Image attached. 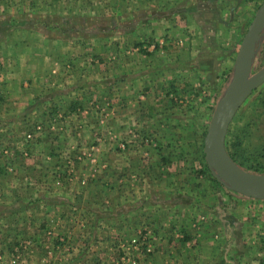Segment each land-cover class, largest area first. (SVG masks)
Masks as SVG:
<instances>
[{"label": "crops", "instance_id": "0c3cea01", "mask_svg": "<svg viewBox=\"0 0 264 264\" xmlns=\"http://www.w3.org/2000/svg\"><path fill=\"white\" fill-rule=\"evenodd\" d=\"M160 1L163 12L147 23L162 18L174 25L193 9L190 0ZM99 26L110 31L120 25ZM89 27L69 26L61 39L39 28L12 32L0 25V141L18 142L17 149L2 148L0 222L19 223L17 233L34 227V236L49 238L44 247L55 250L51 264H106L140 229L150 230L154 249L138 264H264V203L261 214L235 219L234 193L222 186L227 212L217 211V219L218 204L205 206L209 226L185 227L197 202L181 198L180 179L170 187L163 145L150 144L169 140L173 92L161 73L174 59L141 47L135 33L72 36L73 30L90 34ZM159 81L164 88L155 91ZM28 124L43 132L27 148L19 139L25 132L18 137L13 130ZM11 174L16 180L6 181ZM25 189L33 198L15 197ZM169 191L171 214L185 229L169 228L157 216L160 196Z\"/></svg>", "mask_w": 264, "mask_h": 264}, {"label": "rangeland", "instance_id": "374dc122", "mask_svg": "<svg viewBox=\"0 0 264 264\" xmlns=\"http://www.w3.org/2000/svg\"><path fill=\"white\" fill-rule=\"evenodd\" d=\"M174 1L165 0V3L171 4ZM178 1H175V5ZM263 1L190 0L193 9H187L186 17L180 16L185 21L173 20V25L162 18L147 23L155 20L154 15L163 12L164 6L160 0H0V25L13 27L12 32L39 28L48 36L61 39H65V33H69L67 27L72 25L83 28L90 25L89 28L92 29L90 34L73 30L72 36L77 38L85 35L93 38L94 30L110 36L113 33L122 36L135 33L137 38H141L138 41L141 47L149 46L159 57L174 59L170 64L173 68L169 65L161 73L163 81L167 82L173 92L170 98L172 106L166 119L169 140L167 143H149L152 146L163 145L164 166L168 172L165 179L170 187L180 179L179 182L183 183L185 191L181 198L185 202L191 201L192 198L197 202L194 208L196 211L185 215L191 218V223L185 227L196 230L209 226L205 213L208 208L205 206L210 208L213 204H218L215 210L217 219L220 213L227 212V206L223 204L227 203L225 199L229 197H226L227 194L223 191L224 186L212 176L206 166L204 140L215 107L231 81L241 42ZM41 25H52L53 28L48 30ZM99 25L120 26L104 31L100 30ZM156 40L162 41L159 43L155 42ZM263 67L264 31L255 49L251 75ZM160 82L156 84L155 91L164 88ZM28 125H20L16 128L19 129L17 132L13 130L14 135L18 137V132H21V137L25 132L23 138L19 139L22 142L25 138L24 144L27 148L34 136L43 132L41 125L40 131L36 129L39 125ZM28 129H31V132H27ZM3 141L5 143L0 141V162L2 148L10 146L11 149H17L18 143ZM224 148L228 158L242 171L264 176V84L250 95L237 112L229 126ZM9 176L5 180L11 182L16 180L18 175ZM47 180L51 181L50 177ZM213 181L219 185L217 191L213 190ZM210 183L212 188L209 187ZM14 195L17 198H33V194L26 189ZM170 195L169 191L160 196L162 201L161 207L157 208V216L163 223L166 222L169 228L185 229L177 214H171ZM233 195L235 200L232 201L230 210L235 219L242 218V215H247L250 211L261 214L259 205L263 204L264 200H255L236 193ZM4 198L0 189V200ZM245 198L246 200H241L242 204L236 201ZM18 224L13 221L0 222V264H51L55 250L48 251L47 247H44L50 243V239L34 236L29 231L34 227H25L22 232L17 233ZM217 224L216 228L220 229ZM238 225L240 223L235 227L237 231ZM149 231L140 229L137 235L120 246L116 259L106 264H138L141 257L152 254L154 243ZM53 241H59L63 246H66L67 242L59 237H54ZM27 258H32L33 263L28 262Z\"/></svg>", "mask_w": 264, "mask_h": 264}, {"label": "water", "instance_id": "95a60500", "mask_svg": "<svg viewBox=\"0 0 264 264\" xmlns=\"http://www.w3.org/2000/svg\"><path fill=\"white\" fill-rule=\"evenodd\" d=\"M263 31L264 1L241 42L231 81L215 107L204 140V158L212 176L229 191L258 200H264V176L252 175L235 166L226 155L224 142L239 109L264 84V67L251 75L255 49Z\"/></svg>", "mask_w": 264, "mask_h": 264}, {"label": "built area", "instance_id": "2783aa9c", "mask_svg": "<svg viewBox=\"0 0 264 264\" xmlns=\"http://www.w3.org/2000/svg\"><path fill=\"white\" fill-rule=\"evenodd\" d=\"M36 129H37V131H40V130H41V127L39 126V127H37Z\"/></svg>", "mask_w": 264, "mask_h": 264}, {"label": "trees", "instance_id": "16d2710c", "mask_svg": "<svg viewBox=\"0 0 264 264\" xmlns=\"http://www.w3.org/2000/svg\"><path fill=\"white\" fill-rule=\"evenodd\" d=\"M230 133V132H229ZM206 167V166H205Z\"/></svg>", "mask_w": 264, "mask_h": 264}]
</instances>
